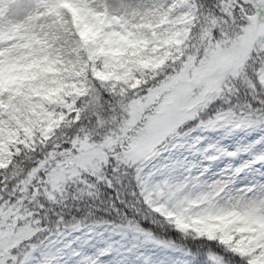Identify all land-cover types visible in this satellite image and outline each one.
<instances>
[{
  "label": "snow or ice",
  "instance_id": "6c2138e0",
  "mask_svg": "<svg viewBox=\"0 0 264 264\" xmlns=\"http://www.w3.org/2000/svg\"><path fill=\"white\" fill-rule=\"evenodd\" d=\"M241 39L244 61L213 71L206 50ZM57 113L70 126L35 153L27 207L0 193V264H62L69 251L106 264L141 239L178 264H264V183L244 179L264 168V0H0V153ZM153 127L137 158V130ZM251 131L260 139L236 151L206 135ZM137 217L213 247L160 239Z\"/></svg>",
  "mask_w": 264,
  "mask_h": 264
},
{
  "label": "rangeland",
  "instance_id": "374dc122",
  "mask_svg": "<svg viewBox=\"0 0 264 264\" xmlns=\"http://www.w3.org/2000/svg\"><path fill=\"white\" fill-rule=\"evenodd\" d=\"M191 42V34L189 37V40H186L182 45V49L186 50V46ZM199 45L197 44V47ZM250 40H244L241 39L239 41H228L225 40L221 44L214 45L212 47H209L206 50V58H207V64L210 66V68L215 70H227L237 67L242 62V56L247 55V52L250 48ZM195 55V54H194ZM193 55V56H194ZM55 111V110H54ZM158 111V109H154V112ZM59 113H57V116ZM46 123V122H44ZM59 120L54 119L49 124L47 122L46 128L53 129L57 124H59ZM42 125L38 126V128H41ZM162 126V122H161ZM52 130L49 131H42L41 135L44 142H46L50 137L53 135ZM139 135H142V147L140 151L137 153V158L139 155L143 153V149L146 148L148 145L151 144L152 139L154 135L156 134V128H146L145 130H137ZM34 133L32 135L27 137V140L30 142L31 146L34 144ZM206 135L210 136L213 140H221L224 145L228 147L230 151H236L239 150L241 145L248 142L249 138L254 139H260V133L257 131H251V132H237L232 134H225L222 132H210L206 133ZM23 137V136H22ZM21 137V138H22ZM14 152H7L6 150L2 153H0V169L7 168L10 165V162L12 161ZM222 166V165H221ZM249 183H264V168H261L259 166L254 167L249 170V172L244 177ZM240 187H244L243 184L239 185ZM42 194L43 196L46 195L47 192L51 191L54 195L60 196L65 193L56 192L55 189L51 188H43L42 186ZM33 227V226H30ZM61 230H63L61 226ZM33 231V230H32ZM38 231L35 230L33 232ZM49 235H52V233H49ZM98 247H103V244H99ZM76 249L73 248L72 251H75ZM88 252H92L93 249L88 248L86 249ZM64 260L62 264H75V259L71 255V251L65 252L63 254ZM106 264H121L122 260H125L128 262V264H178V262L181 259H185L182 257L179 253L174 252L170 249H164L156 247L152 244H145L143 240L141 239L140 246L131 254V255H125L122 256L119 253H114L111 257H103Z\"/></svg>",
  "mask_w": 264,
  "mask_h": 264
},
{
  "label": "trees",
  "instance_id": "16d2710c",
  "mask_svg": "<svg viewBox=\"0 0 264 264\" xmlns=\"http://www.w3.org/2000/svg\"><path fill=\"white\" fill-rule=\"evenodd\" d=\"M204 3L206 5H210L212 3V0H204ZM192 47L191 42L186 46L185 55H194L195 50L193 49L191 52L189 49ZM247 55L242 56V62L246 58ZM241 62V63H242ZM240 63V64H241ZM58 118V116H57ZM56 118V119H57ZM41 128H34L33 135H34V144L31 146L30 142L27 140V142L23 145H21L18 149L14 150V154L12 157V161L10 162V166L7 168L0 169V193H3V196L5 198L10 197L12 193H22V195L19 197L20 199V208L27 207V204H25V201H31V194L27 192V189L30 185H32L34 179H38L34 175H30V170L33 166V161L38 159V157L35 155L36 152H40L45 144L47 143H62L65 137V129H67L70 126V121L67 120V117L63 124L60 122L55 126L54 129H60L59 132H53V135L48 139L46 142L42 138V128H46L47 122L41 124ZM21 139H25V137H22ZM57 169H59V163L57 165ZM39 188L42 189V185H38ZM35 191V189H34ZM100 191L103 193L105 189L101 188ZM41 195L43 196L42 192ZM63 195L56 196L55 198L58 200ZM115 195V192H109L108 196L112 197ZM46 198V195H44ZM127 198L129 201L131 200V197H125V193L121 192V199ZM20 215L22 216H31V213H25L23 211H20ZM47 212L44 213L43 219L47 220ZM101 215H104L101 213ZM131 216V213H129ZM105 219H109L110 217L107 215H104ZM137 219H140L142 226L145 229H150L153 231L156 236L160 239L164 240H172L175 241L176 244L185 246L187 248H204L205 245L201 243H198L196 241H193L191 239V236L188 238L183 237L180 233L176 232L173 228L162 226L159 224H153L148 221L143 220L141 217H137ZM159 220V218H157ZM33 226V227H30ZM28 227L31 228L33 231L40 230V224L38 220L31 221L28 224ZM48 224H44V228H47ZM208 250V248H207ZM206 250V251H207ZM205 251V252H206ZM206 259V258H205Z\"/></svg>",
  "mask_w": 264,
  "mask_h": 264
},
{
  "label": "clouds",
  "instance_id": "9594fccd",
  "mask_svg": "<svg viewBox=\"0 0 264 264\" xmlns=\"http://www.w3.org/2000/svg\"><path fill=\"white\" fill-rule=\"evenodd\" d=\"M235 226H236V227H239V225H235ZM239 235H240V234L237 233V237H239ZM202 244L205 245L206 247H204V248H198V249L201 250V254H202L203 252H205V251L207 250V248H212V247H213V244L210 243V242H208V241H203ZM215 247H219V245H216Z\"/></svg>",
  "mask_w": 264,
  "mask_h": 264
}]
</instances>
